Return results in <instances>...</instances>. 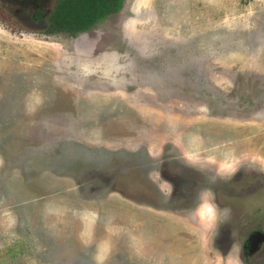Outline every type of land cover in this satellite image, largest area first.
Here are the masks:
<instances>
[{
	"label": "rangeland",
	"instance_id": "rangeland-1",
	"mask_svg": "<svg viewBox=\"0 0 264 264\" xmlns=\"http://www.w3.org/2000/svg\"><path fill=\"white\" fill-rule=\"evenodd\" d=\"M56 5L0 0V264H264V0Z\"/></svg>",
	"mask_w": 264,
	"mask_h": 264
},
{
	"label": "trees",
	"instance_id": "trees-1",
	"mask_svg": "<svg viewBox=\"0 0 264 264\" xmlns=\"http://www.w3.org/2000/svg\"><path fill=\"white\" fill-rule=\"evenodd\" d=\"M36 1V0H33ZM42 0H37L40 3ZM57 5L49 14L45 32H67L75 35L91 29L98 21L118 11L123 0H56ZM42 14V12H40ZM41 14H38L37 17Z\"/></svg>",
	"mask_w": 264,
	"mask_h": 264
},
{
	"label": "flooded vegetation",
	"instance_id": "flooded-vegetation-1",
	"mask_svg": "<svg viewBox=\"0 0 264 264\" xmlns=\"http://www.w3.org/2000/svg\"><path fill=\"white\" fill-rule=\"evenodd\" d=\"M37 1V0H36ZM41 3V2H40ZM40 3H37L38 5L40 4ZM39 7V6H38ZM194 209H196V208H194ZM261 231H263V229L262 230H260V231H256L253 235H252V238L254 237V240L256 239V240H258V241H262V240H264V236H260L259 234H261L260 232ZM251 237H250V241H251V239H252ZM249 241V242H250ZM262 243V242H261ZM249 244V243H248ZM259 245H261V244H257V247L259 246Z\"/></svg>",
	"mask_w": 264,
	"mask_h": 264
},
{
	"label": "clouds",
	"instance_id": "clouds-1",
	"mask_svg": "<svg viewBox=\"0 0 264 264\" xmlns=\"http://www.w3.org/2000/svg\"><path fill=\"white\" fill-rule=\"evenodd\" d=\"M67 33V32H66Z\"/></svg>",
	"mask_w": 264,
	"mask_h": 264
}]
</instances>
